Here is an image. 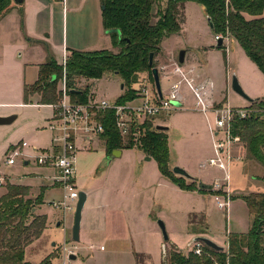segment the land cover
<instances>
[{"label": "rangeland", "instance_id": "obj_1", "mask_svg": "<svg viewBox=\"0 0 264 264\" xmlns=\"http://www.w3.org/2000/svg\"><path fill=\"white\" fill-rule=\"evenodd\" d=\"M192 4L191 9L188 8L186 36L191 39L192 44L204 46L203 57L198 56L195 61L200 58L205 59L206 67L203 72L215 83L217 98L224 99V103L228 101L233 108H248L249 101L232 89V78L234 76L238 78L243 90L246 89L247 83H252L264 93V74L235 40L225 37V49H218L208 17L204 15L201 5ZM20 18V30L23 31L24 20ZM1 32L2 25H0V59L5 67L0 69V111H5L7 108L2 107L3 104L18 101L14 99L18 91L17 64H24L26 61L39 63L44 57L39 48H43L47 54L45 60L53 57L61 66L65 50L61 47L54 48L45 42L42 45V38L37 39L26 34L24 36L27 41L34 39L40 42L39 45H34L35 49L26 45L27 48L20 50L15 47L4 50L3 44L8 42L7 33ZM172 45V41H166L162 48L166 47V50L170 51ZM177 47H183L182 40L175 43V48ZM227 48L229 49L226 50ZM182 50L184 48L178 50L176 55L179 56ZM224 52L227 55L230 53L229 67ZM187 62L186 65H190ZM154 63L160 70L162 92L165 94L173 81V78L166 77L165 73L172 68V65L166 66L169 62L167 60L164 62L159 56ZM194 63V66L199 67L197 62ZM201 65L204 67V63ZM250 66L255 68L260 80L254 77ZM36 74L33 73V79L36 78ZM230 76L231 80H229ZM143 82L151 89L155 87V83L149 80L146 73L136 85L137 90ZM78 85L79 88L88 87L96 101L115 102L123 93L122 80L114 74H106L99 80L82 79ZM30 100L40 103L41 96L33 95ZM22 101L25 102L24 94ZM189 102L192 103L191 100ZM186 106L187 104L183 109L162 112L155 117L158 125L166 124L170 129L167 130L171 154L169 169L172 171L176 166L187 169L193 179L176 175L186 185L196 181L194 178L197 177L201 179L200 181L211 185L215 180L224 177L223 172L211 167L200 170L199 166L216 156L214 138L209 131L210 128H214L215 118L212 115L204 116L200 112L190 111ZM11 109L20 113H15L19 118L13 124L0 127V177L4 179L3 185L0 186V196L9 183L18 182L36 187V194L32 195V198H36L46 189L39 213L42 212L48 217V226L42 237L27 247L25 261L29 264H43L46 260H49L50 264H61L64 260L62 248L65 238L70 245L69 248L78 247L75 251L77 258L71 264H172L168 258L172 248L175 247L181 253L188 254L196 245L193 244V240L201 236V233L222 243L227 233L246 234L252 228L254 217L244 197L250 194H264V168L247 160L245 148L241 143L231 146L233 160L230 165L229 190L233 197L229 213L226 214V211L218 208L213 195L204 197L202 193L194 194L183 189L178 195L174 189H167L165 182L170 183L171 188L178 185L160 173L155 159L145 161L148 157L144 156V152L141 151L143 154L138 152L140 150L136 144L132 149L120 150L121 153L113 151L107 156L103 149L104 142L95 139L90 149L83 148L79 151L76 162V183L78 189L88 180H92L90 183L92 188L98 190L101 187V198L96 199V204H101V212H105L106 220L101 221L106 223V229L104 233L97 234L93 229L85 228L88 230L87 236L85 237L83 233L81 242L76 243L72 240L75 212H66L62 207L56 208L52 205L53 202L59 203L63 200L64 190L61 186L55 184L56 187L51 189H47L51 186H35L41 183L38 169L42 167L34 159H31L28 165L20 159L13 166L7 165L6 145L10 142H17L15 145L26 142L29 146L27 152L31 153V149L36 148L39 152L37 155H40L50 151L51 147L48 143L52 140L49 129L36 133L38 125L35 117L36 109L20 107ZM42 111L49 113L51 109ZM36 136L48 146L42 148L44 147L42 143V146L37 145L34 142ZM54 175L52 173V176ZM159 221L165 223L168 241L164 240ZM84 222L82 218L81 226ZM205 223L210 226V231L218 230V235L214 237L208 232L209 230L203 229ZM87 226L91 225L85 227Z\"/></svg>", "mask_w": 264, "mask_h": 264}, {"label": "trees", "instance_id": "obj_2", "mask_svg": "<svg viewBox=\"0 0 264 264\" xmlns=\"http://www.w3.org/2000/svg\"><path fill=\"white\" fill-rule=\"evenodd\" d=\"M188 2L204 8L213 23L214 36L236 40L264 74V0H101L105 31H119L110 34L118 51L70 52L67 84L70 91L80 92L70 94L72 101L88 103L90 90L88 87L79 88V81L99 80L106 74L117 75L122 80L123 93L116 100L119 105L137 98L136 85L144 74L147 73L154 84L152 69L156 65L150 66V55L153 54L156 60L163 41L181 32ZM15 5L14 0H0V21L16 8ZM20 12L23 18V11ZM218 49L224 50L225 47ZM224 56L227 57L226 52ZM62 76L63 68L49 57L40 65L37 81L24 86V103L31 104L30 97L38 94L41 96L40 104H56ZM249 108L264 109V98L253 99ZM96 118L104 128L100 140L104 142L107 156L115 150L132 149L136 144L138 150L156 160L160 173L181 189L194 191L199 188L195 181L186 185L169 169L171 154L167 131L157 130L153 119L146 120L140 127L137 139L133 136L125 139L116 127L113 110L98 112ZM233 136L239 138L244 146L247 160L264 168V119L260 114L237 119L233 125ZM6 188L7 193L0 198V264H29L25 261L26 249L40 239L47 228L48 217L33 211L43 204L45 190L32 198L28 186L9 183ZM244 200L254 217L248 233L229 234L228 248L224 251H215L203 244L200 256L193 250L185 255L174 247L168 256L169 261L172 264H264V194H250ZM205 228L208 229L207 223ZM48 262L46 260L43 264Z\"/></svg>", "mask_w": 264, "mask_h": 264}, {"label": "built area", "instance_id": "obj_3", "mask_svg": "<svg viewBox=\"0 0 264 264\" xmlns=\"http://www.w3.org/2000/svg\"><path fill=\"white\" fill-rule=\"evenodd\" d=\"M220 39L225 41V38L220 35L214 36L216 42ZM69 58L70 52L65 50L63 61L60 63L63 68V76L59 81L57 90L59 101L50 105L54 109V114L48 122V129L52 133L50 151L37 155L39 152L34 148L31 149L32 152L30 153L27 152L29 150L28 144L21 142L8 150V166L15 165L19 159L25 164L34 159L40 167L52 168L56 173L55 183L64 190L62 202H53V207H62L66 212H75L79 194L76 183L79 142L90 145L93 140H100L104 128L96 118L98 112L113 110L116 127L120 135L125 139L130 136L137 139L140 127L145 124L146 120L153 119L155 123V117L162 112L183 109L184 105L191 100L190 109L204 115H213L215 118L211 133L214 138L216 156L200 164V169L211 167L223 172L224 177L215 180L210 190L214 193L213 196L218 208L229 213L233 197L229 190L230 165L233 160L231 146L240 143L239 138L233 136V125L237 119H245L251 114H260L264 119V109L233 108L228 103L215 102L213 98L214 82L209 78H199L195 66L186 65V63L180 64L178 61L165 73L166 77L170 76L173 81L167 92L165 94L162 92V98H160L155 87L150 89L143 82V85L138 89L137 98L123 105L117 104L116 101H96L92 96L86 104L75 103L71 99V91L67 84L66 70ZM164 69L167 68L164 67ZM175 104H180V107ZM133 130H136L137 133H134ZM3 183L4 179L0 177V186ZM69 246L67 243L63 244L64 260L61 264H71L70 256L75 255V251L78 250L77 246L74 248H69ZM193 251L200 256L203 251V244L197 242Z\"/></svg>", "mask_w": 264, "mask_h": 264}, {"label": "crops", "instance_id": "obj_4", "mask_svg": "<svg viewBox=\"0 0 264 264\" xmlns=\"http://www.w3.org/2000/svg\"><path fill=\"white\" fill-rule=\"evenodd\" d=\"M192 3L194 2H188L185 5V22L182 25V30L180 34L173 35L169 38H166L162 46L166 43V41H172L173 45L170 51L166 50L165 48L161 49V53L159 54V58L161 57L164 62H169L166 66H174L177 60L176 53L178 50H181L184 48V50L187 49V53L185 56V62L188 61L190 65L194 66L195 63L197 62V71H198V76L199 78H207V75L204 74L203 70L206 67L205 59L200 58V60L195 61L198 59V56L203 57V48L204 46H198L195 44H192L190 42L191 39H189L186 36V30L185 27L188 26V8L191 9ZM197 4V3H196ZM16 8L13 9L8 15H6L1 21L0 25H2V32L7 33V40L8 42L3 44V49L5 50L8 48L15 47L18 50L21 48H27L25 47L26 45L31 46L32 49H35L34 45H39L40 42L34 41V39H30V41L26 40L24 34L41 39L42 38V45L43 42L47 44H51L54 48H59L61 47L64 50L71 52L72 50H77V51H83V52H93V51H103V50H108L112 52H116V48H114L112 39L109 34L106 33L104 27H103V20H102V6H101V0H23V3L21 5H15ZM202 7V6H201ZM204 11V15H206L204 8L202 7ZM23 11V19H24V32L21 29V12ZM207 16V15H206ZM22 31V32H21ZM186 36V37H185ZM183 41V47H177L175 48V43L177 41ZM234 40V39H233ZM48 41V42H47ZM236 41V40H235ZM237 42V41H236ZM238 43V42H237ZM239 44V43H238ZM182 46V45H181ZM186 46V47H184ZM41 50V53H43V59L42 61H39V63L34 64L31 63L30 61H27L24 64H17L16 69H17V95L14 98L17 102L14 103H7L3 104L2 107L7 108V110L0 111V116H10L15 113H20L19 111H16L15 109L11 108H28V109H36V121L38 123L36 127V133H42L41 131L48 130L47 125L49 120L52 118L54 114V109L50 105H43L40 104L38 101L34 102L32 101L31 104H25L23 101L21 102V99L23 100V94H24V86L27 85H32L34 84L37 79H38V73H39V67L40 65L44 64L46 62L45 56L47 55L45 52V49L39 48ZM178 49V50H177ZM191 50V51H190ZM46 54V55H45ZM204 63V67L201 65ZM230 63V53L227 55V64L229 67ZM253 65V64H252ZM255 65V64H254ZM5 67V64L3 61L0 59V69ZM257 67V66H256ZM250 69L254 75L255 78H258L260 80L259 74H257L255 68L253 66H250ZM36 74V78L33 79L32 75L33 73ZM229 78V77H228ZM233 79V78H232ZM231 80V76L229 78ZM151 89V88H150ZM245 93L252 99H261L264 98V93L262 90L257 89L252 83L249 84L247 83L246 89H244ZM123 92V91H122ZM213 98L215 102L220 103L223 102L224 99H219L216 97V87L214 83V94ZM20 99V101H19ZM225 103H228L225 102ZM229 104V103H228ZM250 104V101H249ZM192 103L190 102L187 104V108H191ZM51 109L49 113H45L42 110L43 109ZM192 111V109H190ZM205 116V115H204ZM207 116V115H206ZM210 116V115H209ZM213 116V115H212ZM214 117V116H213ZM19 118V115L15 121H17ZM36 123V124H37ZM156 125H158L155 122ZM163 125V124H159ZM163 126H167L164 124ZM1 127V126H0ZM170 130V129H169ZM49 131V130H48ZM211 137V128L209 129ZM51 133V132H50ZM52 137V136H51ZM93 140L90 145H88L85 142H79L80 143V151L83 148L90 149L93 145ZM101 141V140H99ZM34 142L46 148L49 144L50 147H52V140H49L48 145L44 144L39 136L34 139ZM17 142H10L9 144L6 145L7 151L13 147ZM42 143V144H41ZM104 150H105V145ZM136 150V149H135ZM138 151V150H136ZM124 151H122L123 154ZM139 153H142L141 151H138ZM106 153V152H105ZM143 154V153H142ZM107 155V154H106ZM145 157H148L144 154ZM107 157V156H106ZM153 158L150 157V159H146L145 161H151ZM253 162V161H252ZM106 163V162H105ZM255 163V162H254ZM29 163H26L25 165H28ZM159 169V168H158ZM200 169V166H199ZM185 170V169H184ZM202 170V169H200ZM187 171V169L185 170ZM39 172V179L41 180L40 185H35L39 187H46V186H51L47 189L54 188L55 184V175L52 176V173L56 174L55 171L50 168V167H42L38 169ZM188 172V171H187ZM201 172V171H200ZM189 173V172H188ZM192 177V175H191ZM193 178V177H192ZM198 178V179H197ZM195 182L199 186L200 183H204V181H200L201 179L197 177ZM92 180H88L87 183L82 185L81 188L78 190L85 191L87 193V202L85 204L84 210H83V219H84V224L81 226L83 230L80 231V241L82 240L83 233L85 237L88 234V230H85V228H91L95 233L101 234L105 232L106 229V223L102 222L101 220H106L105 212H101V204H96V199L98 197L101 198V187L99 189H94L91 187L90 183ZM16 185H23V186H28L31 188V195H35V188L32 185L24 184V183H18L16 182ZM166 183L167 189H174L175 193L178 195L183 192V190L179 186H174L175 188H171L169 185H171L168 182ZM15 184V183H12ZM164 185V184H163ZM208 185V184H206ZM212 185V184H211ZM209 185V186H211ZM34 188V189H33ZM32 189L34 192H32ZM46 190V189H45ZM99 191V192H98ZM191 192L194 194H203L204 197H210L212 194L209 192V190H206V192L200 191V188H197L194 191H187ZM7 193V188L5 192L0 196V198ZM42 205H39L36 209L35 212L38 214L39 213V208ZM87 213V216H86ZM228 214V213H226ZM38 215H43L42 212H40ZM88 221V222H87ZM87 222V223H86ZM207 222V221H206ZM86 223V224H85ZM65 225L67 223L64 222ZM86 225H91L87 226ZM48 226V222H47ZM68 226V225H67ZM84 227V228H83ZM207 230H209L210 226L207 225ZM84 231V232H82ZM82 232V233H81ZM212 236H217L218 235V230H213V231H208ZM208 237L215 243H217L220 246H223L225 250L228 248V236L229 233H227L226 237L222 241V243H219L218 241L212 239L208 235H201ZM64 243H67L66 238L64 239ZM68 244V243H67ZM103 248V247H102ZM27 250V249H26Z\"/></svg>", "mask_w": 264, "mask_h": 264}, {"label": "water", "instance_id": "obj_5", "mask_svg": "<svg viewBox=\"0 0 264 264\" xmlns=\"http://www.w3.org/2000/svg\"><path fill=\"white\" fill-rule=\"evenodd\" d=\"M14 3L16 5H20L23 3V0H14ZM103 9L104 8L102 7V10ZM208 22L210 24V28L213 29V23H212L210 18H208ZM106 33L110 35L112 33H119V31L118 30H110V31H107ZM223 46H224V40L220 39L217 42L216 47L222 48ZM186 53H187V50H182L179 53L178 62L180 64L185 63ZM149 64H150V66H153V64H154V55L153 54L150 55ZM152 74H153V78H154L155 88H156L160 98H162L163 94H162V87H161L160 70L157 67H154L152 69ZM121 89L122 90L124 89L123 84L121 85ZM232 89L237 94L244 97L246 100H248L250 102L253 100L252 98H250L245 93V91L243 90V88H242V86H241V84H240V82L236 76H234L232 79ZM71 93H80V92L77 90H71ZM175 105L180 107V104H175ZM17 117L18 116L16 114H13L10 116H0V126H7V125L13 124L15 122V120L17 119ZM156 128H157V130H160V131H167L169 129V127L163 126V125H157ZM114 152L115 153H121L120 150H116ZM147 159L149 160L150 157H148ZM172 171L175 175L182 176L186 179H193L191 177V175L181 167L176 166L173 168ZM199 188L201 190H210L211 186L200 183ZM86 202H87V193L83 190L79 191L78 201L76 204V210H75V215H74V222H73V227H72V240L76 243H78L80 241L81 223H82V218H83V210H84ZM33 211H35V209ZM159 226L162 230L164 240L168 241L169 236L167 234V229H166L165 223L163 221H159ZM196 242L205 244L206 246L212 248L215 251H224L225 250V248L223 246L218 245L217 243H215L214 241H212L211 239H209L208 237H205V236L195 237V239L193 240V244ZM165 254H166V251H165ZM165 257H166V255H165ZM70 258L73 261V260H76L77 257L75 255H72V256H70Z\"/></svg>", "mask_w": 264, "mask_h": 264}]
</instances>
